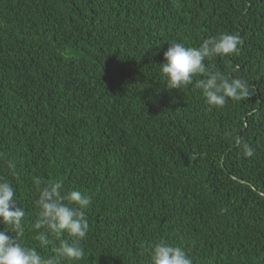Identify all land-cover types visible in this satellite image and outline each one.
<instances>
[{"label":"trees","instance_id":"obj_1","mask_svg":"<svg viewBox=\"0 0 264 264\" xmlns=\"http://www.w3.org/2000/svg\"><path fill=\"white\" fill-rule=\"evenodd\" d=\"M222 32L243 44L206 63L251 96L209 108L168 89V41ZM0 176L29 223L35 178L91 196L78 264H148L161 238L193 264H264V0H0Z\"/></svg>","mask_w":264,"mask_h":264},{"label":"clouds","instance_id":"obj_2","mask_svg":"<svg viewBox=\"0 0 264 264\" xmlns=\"http://www.w3.org/2000/svg\"><path fill=\"white\" fill-rule=\"evenodd\" d=\"M163 52L164 62L158 64L162 81L168 89H184L189 85L200 90L209 108H223L229 100L240 102L252 94L247 81L230 77L206 63L213 57H231L243 44L238 33L222 32L203 39L193 47L183 42L168 41ZM195 77H201L195 79ZM227 135H231L228 133ZM236 146L244 158L255 156V149L247 141L238 140ZM12 175H17L16 164L6 161ZM38 197L34 201L35 219L26 221V211L17 198L12 182L0 176V264H78L87 253L82 245L90 232L86 210L92 198L86 193L65 188L58 180L44 181L35 178ZM26 228L34 233L33 239L40 248L53 244L48 256L37 247L24 242ZM148 264H193L183 247L161 238L148 249Z\"/></svg>","mask_w":264,"mask_h":264}]
</instances>
